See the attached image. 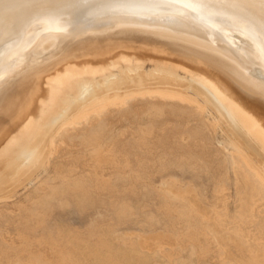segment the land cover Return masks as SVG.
<instances>
[{"label": "bare ground", "instance_id": "1", "mask_svg": "<svg viewBox=\"0 0 264 264\" xmlns=\"http://www.w3.org/2000/svg\"><path fill=\"white\" fill-rule=\"evenodd\" d=\"M161 1L0 0V264H264V0Z\"/></svg>", "mask_w": 264, "mask_h": 264}, {"label": "rangeland", "instance_id": "2", "mask_svg": "<svg viewBox=\"0 0 264 264\" xmlns=\"http://www.w3.org/2000/svg\"><path fill=\"white\" fill-rule=\"evenodd\" d=\"M135 1L136 2H134V3H138L139 2V0H135ZM102 2H104L106 4H108L109 2H111L109 5H106L108 8L109 7H110V9L111 8H113V9L115 8V10H117V8H118V9H120L119 11H125L127 15H130V17H131L130 20L136 21L139 24H141L140 22H142V23H149L150 22L149 21L150 18H152L153 16L159 17L161 19H168V17H169L168 15H165L164 14V11L166 10L165 7L166 6L169 7L170 6L169 4H165L162 8L159 7L158 9L155 10V12L156 11H158V12L154 13V12H149L148 11V8H145L143 6H140L139 7V6L135 5V4H128V5L125 6V5H119L120 3L118 4L117 2H116V4H114L115 1H109V2H107V0H96V4H97L96 7L98 9L103 5ZM158 4H163V1L158 0ZM171 6H173V5H171ZM141 7H143V8H141ZM155 30H158V28H156ZM222 127H224V129H222ZM225 129H228V128H226L225 125L223 124L221 126V131L223 130L222 133H224L227 136L230 135V138H232L231 140L233 141V137L231 136L230 132L228 130H225ZM224 130L226 131V133L224 132ZM32 170H33V167L30 166L27 170L23 171L22 173H20V175L16 176L14 178V181H13L12 184H10L8 182V184H10L9 186H8V184L6 182L3 183V185H1L3 187V189L1 187V190H3V191L9 190L12 185L16 184L17 182L19 183L20 181H22L30 172H32ZM158 180H159V176H157V175H155L153 177V179H152L153 183H155V184L158 183ZM200 183H204V180L201 179L200 180ZM80 221H77V220L74 221L73 220L72 222H75L74 224H79ZM128 230L129 231H132V230L134 231V228L129 227Z\"/></svg>", "mask_w": 264, "mask_h": 264}]
</instances>
